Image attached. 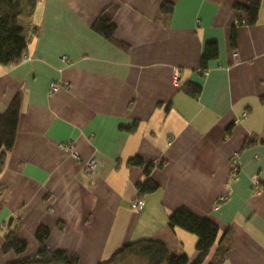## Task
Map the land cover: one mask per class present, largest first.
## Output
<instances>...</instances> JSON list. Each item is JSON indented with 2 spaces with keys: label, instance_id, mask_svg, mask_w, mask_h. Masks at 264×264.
Instances as JSON below:
<instances>
[{
  "label": "crops",
  "instance_id": "obj_1",
  "mask_svg": "<svg viewBox=\"0 0 264 264\" xmlns=\"http://www.w3.org/2000/svg\"><path fill=\"white\" fill-rule=\"evenodd\" d=\"M248 1H36L34 34L20 47L26 58L0 67V114L21 97L16 141L0 173V264L35 254L41 226L49 230L46 248L79 264H98L142 239L192 262L196 237L167 226L182 208L218 227L203 264L220 241L230 245L221 264H264V0L255 24L235 27L231 46L234 6ZM112 9L111 41L93 24ZM208 42L218 57L202 72ZM188 82L200 85L196 97L182 91ZM51 83L61 85L55 93ZM132 157L163 162L150 171L155 193L137 196L146 176L127 163ZM12 230L27 243L19 257L1 252Z\"/></svg>",
  "mask_w": 264,
  "mask_h": 264
},
{
  "label": "trees",
  "instance_id": "obj_2",
  "mask_svg": "<svg viewBox=\"0 0 264 264\" xmlns=\"http://www.w3.org/2000/svg\"><path fill=\"white\" fill-rule=\"evenodd\" d=\"M26 6L30 7V12L36 5L37 0H23ZM167 9V13L171 11V6L162 4L161 9ZM238 15L233 26L231 35V46L236 48L235 27L239 25H253L257 22L260 8V0H249L247 5L236 4L234 6ZM25 12L22 0H0V67L6 69L18 65L26 58V47L15 51L12 39L2 38V25L6 18L18 17ZM246 14L245 20L242 19L241 13ZM115 9L103 11L93 24V29L108 40H113V32L115 26L113 24V15ZM218 57V47L215 42H208L204 46L203 54L200 61V69L205 71L208 62ZM182 91L192 97H196L200 93V85L188 82L181 87ZM21 97L16 95L4 113L0 114V173L4 169L7 155L12 151L20 119ZM256 143L255 139L246 140L243 148H249ZM127 163L130 166L144 168L146 179L142 183L136 185L137 196L143 198L147 195L155 193L159 186L150 178V171L154 167H162L163 162H150L145 164L140 158L132 157ZM236 175V174H235ZM233 175V176H235ZM167 226L174 230L179 228L196 237L195 251L196 257L190 262L189 258L182 255H171L166 244L159 240L142 239L124 245L118 251L113 253L108 259L98 264H114L127 257L139 258L146 264H203L209 252L214 246L218 227L215 223L207 218H202L187 209H179L170 214L167 218ZM59 228L61 226L59 225ZM49 236L47 227H39L35 233V240L38 243V250L35 254L26 257H20L15 261L7 264H79L77 256L67 251H50L46 248L45 243ZM27 243L17 237L16 231H8L4 234V241L1 247L3 254L13 253L21 256L25 253ZM230 248L227 241H220L215 258L210 264H221L225 260V253Z\"/></svg>",
  "mask_w": 264,
  "mask_h": 264
},
{
  "label": "rangeland",
  "instance_id": "obj_3",
  "mask_svg": "<svg viewBox=\"0 0 264 264\" xmlns=\"http://www.w3.org/2000/svg\"><path fill=\"white\" fill-rule=\"evenodd\" d=\"M22 5L24 6L25 12L18 17L8 16L1 29L2 38L13 40L15 51H18L29 39L30 34H34V29H32L29 23L31 16L30 7L26 6L23 0ZM114 264H146V262L139 258L127 257Z\"/></svg>",
  "mask_w": 264,
  "mask_h": 264
},
{
  "label": "built area",
  "instance_id": "obj_4",
  "mask_svg": "<svg viewBox=\"0 0 264 264\" xmlns=\"http://www.w3.org/2000/svg\"><path fill=\"white\" fill-rule=\"evenodd\" d=\"M177 78H178V72L176 71L174 74V80L176 81ZM60 86L61 85H59L57 83H51L49 86V93H55L60 88ZM65 87H67V85H65ZM243 116H245V114ZM85 168H86L87 172H91L93 170V163L92 162L86 163ZM238 170H239L238 157H237V155H234V157L232 159V163H231L232 175L237 174ZM259 190H260V184H259V181L256 180L253 183V191L258 192ZM228 196H229L228 194L221 195L215 201L214 207H218L222 203H225L228 200ZM132 207L135 209H140L142 207V202L141 201H135L132 203Z\"/></svg>",
  "mask_w": 264,
  "mask_h": 264
}]
</instances>
